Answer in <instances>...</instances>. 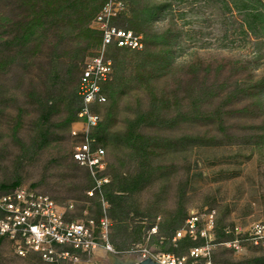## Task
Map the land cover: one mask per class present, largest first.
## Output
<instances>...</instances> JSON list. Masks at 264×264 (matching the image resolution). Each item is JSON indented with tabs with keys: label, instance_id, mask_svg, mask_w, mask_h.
<instances>
[{
	"label": "rangeland",
	"instance_id": "1",
	"mask_svg": "<svg viewBox=\"0 0 264 264\" xmlns=\"http://www.w3.org/2000/svg\"><path fill=\"white\" fill-rule=\"evenodd\" d=\"M106 2L0 0V193L49 195L71 221H98L106 208L109 242L123 259L139 258V245L185 255L202 241L188 236L175 247L172 238L195 213L216 212L219 241L224 227L263 222L264 2L125 0L115 10L114 25L140 35L144 49L105 51L114 73L95 109L106 161L98 178L107 179L97 188L73 158L81 139L72 129ZM214 259L264 264V245L218 247ZM0 264L47 263L0 238Z\"/></svg>",
	"mask_w": 264,
	"mask_h": 264
},
{
	"label": "built area",
	"instance_id": "2",
	"mask_svg": "<svg viewBox=\"0 0 264 264\" xmlns=\"http://www.w3.org/2000/svg\"><path fill=\"white\" fill-rule=\"evenodd\" d=\"M124 2L107 0L97 16L101 51L98 56L86 62L77 89L81 106L72 135L80 138L81 142L75 146L73 158L90 172L97 188L107 179L98 178L106 168V161L105 150L96 144L94 137V130L102 120L95 109L107 103L105 88L114 73L113 62L105 51L111 46L136 51L144 49V40L140 35L114 25L117 15L115 10L123 8ZM73 208L71 204L67 212ZM106 210L98 221L94 218L71 221L67 218L66 209H62L49 195L23 188L0 193V238L8 239L17 255L26 257L36 254L47 264H101L103 252L105 255H118L109 242L110 222ZM217 228V214L214 210L195 213L172 238L175 247L188 236L202 241L191 246L185 255H156L142 245L137 246L134 253H138L140 258L153 257L161 264H221L214 259L218 247H228L242 253L247 245H264V221L246 229L238 225L224 227L222 234L226 238L223 241H219ZM156 234V227H151L144 235V244L148 245ZM84 255L90 257L86 260Z\"/></svg>",
	"mask_w": 264,
	"mask_h": 264
},
{
	"label": "water",
	"instance_id": "3",
	"mask_svg": "<svg viewBox=\"0 0 264 264\" xmlns=\"http://www.w3.org/2000/svg\"><path fill=\"white\" fill-rule=\"evenodd\" d=\"M112 264H161L159 261L155 260L153 257L146 258H137L134 261L126 262L123 258L117 257L116 255L113 257Z\"/></svg>",
	"mask_w": 264,
	"mask_h": 264
},
{
	"label": "bare ground",
	"instance_id": "4",
	"mask_svg": "<svg viewBox=\"0 0 264 264\" xmlns=\"http://www.w3.org/2000/svg\"><path fill=\"white\" fill-rule=\"evenodd\" d=\"M103 254L105 255V253L103 252ZM127 258H129V259H126V257L124 258V260L127 262H131V261H134V260H136L137 258H133V257H127Z\"/></svg>",
	"mask_w": 264,
	"mask_h": 264
},
{
	"label": "trees",
	"instance_id": "5",
	"mask_svg": "<svg viewBox=\"0 0 264 264\" xmlns=\"http://www.w3.org/2000/svg\"><path fill=\"white\" fill-rule=\"evenodd\" d=\"M98 33H99V32H98ZM100 37H101V35H100ZM101 42H102V40H101ZM193 245H194V244H193ZM193 245H191V246H193ZM191 246H190V247H191Z\"/></svg>",
	"mask_w": 264,
	"mask_h": 264
}]
</instances>
